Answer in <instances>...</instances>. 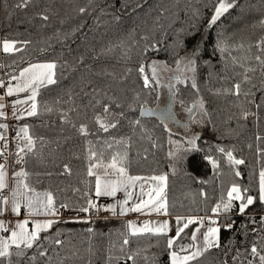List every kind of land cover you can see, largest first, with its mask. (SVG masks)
<instances>
[{
	"label": "trees",
	"instance_id": "16d2710c",
	"mask_svg": "<svg viewBox=\"0 0 264 264\" xmlns=\"http://www.w3.org/2000/svg\"><path fill=\"white\" fill-rule=\"evenodd\" d=\"M0 2V80L33 62L57 63V83L42 88L37 96L39 114L19 120L36 140L35 151L25 156L23 165L16 163L13 152L11 169L13 173L24 168L30 174L28 182L36 191H51L57 206L69 205L59 211L76 215L80 207L87 206L89 198L97 200L95 178L87 175V141L96 144L112 137L130 138V175H168L169 216H214L212 208L222 198L227 199L233 183L258 196L259 172L264 169V108L257 110L247 103L243 92L252 84L257 89L261 86L260 66L253 57L260 54L254 45L264 38V25L260 23L264 20V0H235V7L211 28L208 25L216 0H32L24 9L16 7L19 0ZM42 15L49 19L43 20ZM5 39L27 43H18L22 51L6 54L2 51ZM219 42L227 45L223 54L216 50ZM151 45H156L158 50L153 51ZM197 46L199 94L191 87V78L185 83L174 82L178 91L173 109L181 116L197 99L204 100V110L197 108L194 115L201 117L196 134L200 151L182 152L183 159L177 161L168 156L173 149L168 141H178L187 147L188 139L182 132L174 133L172 123L167 122L169 132L157 117H139V102L133 100L137 93L140 102L147 101L148 108L157 106V92L161 107L167 104L168 97L162 105L160 88L149 94L150 90L143 88L138 68L145 65L150 76L148 66L157 61L176 70V61L190 55ZM233 58L237 63H233ZM241 63L244 68L240 67ZM247 67L256 68L255 73H249L251 83L242 84L239 97L226 94V89L243 80L242 73ZM93 89L101 96L106 93L107 98L118 100L123 109L116 111L123 110L128 117L109 133L97 131V126L90 122ZM253 91L259 98L260 92ZM129 103H135L137 111H129ZM45 106L52 111H46ZM73 108L79 115L71 111ZM245 110L255 112L256 116L242 119ZM61 112H67L77 124L88 122L95 134L81 136L62 120ZM137 118L142 127L129 123V119ZM193 125L191 121L188 131ZM257 135L262 139L258 141ZM218 147L232 151L234 157L245 163L230 165L217 151ZM206 156L216 159L219 168L213 169ZM65 164L71 169L70 175L62 174ZM237 170L241 173L239 177L235 176ZM238 204L234 202L232 212L219 216L221 225H233L230 230L221 227L220 247L206 252L193 264L225 261L248 264L253 244L264 250V204L257 200L244 215L237 214ZM58 221L41 233L42 247L27 250L18 264H169V237L150 233L132 236L124 218ZM195 226L192 224L181 233L174 246L177 250L180 244L192 243L190 237ZM125 239L129 240L127 245L123 243ZM57 240L62 243L57 244ZM41 250L47 255L41 257ZM130 255L135 259L129 260ZM31 256L36 257L35 262L29 259ZM255 264H259L258 259Z\"/></svg>",
	"mask_w": 264,
	"mask_h": 264
},
{
	"label": "snow or ice",
	"instance_id": "6c2138e0",
	"mask_svg": "<svg viewBox=\"0 0 264 264\" xmlns=\"http://www.w3.org/2000/svg\"><path fill=\"white\" fill-rule=\"evenodd\" d=\"M32 0H19L16 7L20 9L27 8ZM235 7V0H216L213 14L209 20V28L215 25L217 21L230 9ZM80 11L83 13L85 10L82 8ZM41 18L45 21L49 19L47 15H42ZM260 23L264 25V20ZM18 43L27 42H16L5 39L2 42V51L6 54L22 51V48L18 47ZM260 54L254 55V60L260 66L262 74L261 86L257 89V85L252 84L251 88L243 92L247 103L253 105L257 110L264 108V38H261L254 45ZM243 47V45H240ZM153 51L158 50L156 45H151ZM216 50L221 54L227 51V45L219 42L216 44ZM147 51V49H146ZM200 55L199 46L192 49L190 55L182 57L176 61V75L169 78V83L161 84L159 72L160 70L167 69L166 64H162L157 61H153L148 67L151 70L149 76L145 72V65L141 64L138 68L143 80V88L149 89L151 94L152 91H156L158 88L168 89V102L165 106L161 107L160 94L157 92L156 101L157 106L155 108H148L147 101L140 102V94L137 93L133 97L134 102H139V117L154 116L157 117L162 124H165L166 131L170 132L167 128V121L169 119L174 120L175 115L172 111L173 104L176 102V91L175 84L185 83L188 77L186 73H191V87L196 89L199 94V89L196 83V71H197V58ZM233 63H237L236 59L233 58ZM241 68H244V64H240ZM57 64L55 62L48 63H34L29 67L24 68L20 71L19 76H12V80L16 81L13 85L11 81L5 85L4 81H0V88L6 87L5 96L12 97L19 93H29L27 99H17L12 105L13 116L19 120L26 114L29 117L36 116L39 114V105L37 102V96L40 94V90L49 85H55ZM131 71V69H129ZM255 67L245 68L243 80L233 84L231 89H226L225 93L235 95L239 97L241 95L242 84L251 83L252 77L249 73H255ZM175 81V84L172 81ZM256 89L260 92V97L257 98ZM87 95V93H86ZM5 96H0V121L7 119V114L4 111L5 104L2 102ZM183 105V101H180ZM90 106L93 109V115L91 123L97 126V131L109 133L112 129H117L122 119H128L123 110L117 112L116 109H123V105L114 98H107V94L101 93L96 89H93L91 99L89 101ZM19 105H27V107L20 108ZM128 110L131 112L137 111L135 103L128 104ZM101 109L96 111V109ZM204 110V100L202 98L197 99L190 107L185 110L189 114V120L195 122L194 109ZM45 110L51 112L50 107L45 106ZM71 111L78 110L73 108ZM207 115V113H204ZM79 115V113H78ZM249 115L256 116L255 112L243 111L241 118L247 120ZM62 120L71 125L72 128L76 129L77 132L84 137L94 135L89 127L88 122H80L77 124L72 121L67 112H61ZM85 121L88 119L87 112L84 113ZM129 123L133 127H142L140 119H129ZM187 129V125H184ZM8 125L0 122V141L3 142L0 147V157H4V161L0 162V217H4L7 213L19 217L22 212H27L28 215L23 220H17L15 224H11L5 219H0V264H18V261L25 257L27 250L33 249L34 246L42 247L40 241L42 239L41 233L47 232L51 229L54 224L58 223V216L60 209H67L69 205L66 203L56 204V199L51 191L38 192L28 182L29 172L21 168L19 171L14 172L13 180L14 187L9 186V174H8V161L6 153L8 150L6 132ZM22 134V135H21ZM21 137L22 143L17 145V151L15 153L16 163L23 165L25 156L28 153L35 151L36 140L29 134L28 127H22L17 133ZM199 139L197 135H193L187 141V147H184L180 142L169 139L168 143L173 146V149L168 152V156L171 159L177 161L183 159L181 153H188L193 151H200L196 145V141ZM259 141L262 139L260 135L256 136ZM87 175L95 178V197L97 200L89 198L87 200L86 207H80L78 211L89 212L94 210L96 213L101 211L110 212L113 215L124 216L128 212L150 214L156 213L163 216L169 215V205L167 199V188H168V175H152L148 177H141L138 175L129 174V151L130 138L125 140L123 138L103 139L98 141L96 144L93 141H87ZM97 144L101 147H97ZM122 146V147H121ZM155 147V144L153 145ZM217 151L223 154L230 165L238 166L245 163L243 159L234 157L232 151H226L223 147H218ZM106 152L108 153L106 155ZM147 157H145L146 159ZM205 159L210 163L213 169L219 168V163L216 159L206 156ZM62 174H71L70 167L65 164L63 166ZM175 174V169H173ZM241 173L235 171V176L239 177ZM204 183V181H201ZM139 185L140 192L134 198V192L132 191ZM147 185V190L145 189ZM5 190L10 192V195H5ZM118 192L124 193V198L113 204L100 205L98 199L100 197H111L115 198ZM249 193L248 188H241L238 184L233 183L230 189L227 191V199H221L219 203L212 208L214 216H220L222 213H230L234 208V202L238 204V215H244L248 208L252 206L257 200L264 204V169L259 172V186L258 196L254 197ZM201 195H205L201 193ZM117 206L119 211L117 212ZM44 216L47 219L38 220L36 217ZM31 224V228L29 225ZM199 224L195 231L191 234L190 245L180 244L178 250L176 247V240L181 237V233L184 232L189 225ZM204 226V218L196 217H176V229L175 237H169L167 239V249L169 264H193L202 257L206 252L213 248L220 247V232L221 227L227 230L232 228L231 223L221 225L217 219H210L209 226L206 231L202 233V240L198 242L197 234L200 233V228ZM127 227L130 229V235H142L150 233L156 236H168L170 225L167 220L158 221L155 223L145 221L142 227H138L135 223H128ZM91 232L92 230L89 229ZM7 234V235H3ZM57 244L62 243L57 240ZM125 245L129 243L128 239L123 242ZM252 259L248 261V264H255L258 259L259 264H264V250L258 249L255 244L250 249ZM39 255L44 257L47 255L46 251H39ZM16 258L14 262L13 258ZM30 260L35 262L36 257H29ZM129 260H134V256H128ZM147 259V257L145 258ZM227 264V261L224 262Z\"/></svg>",
	"mask_w": 264,
	"mask_h": 264
},
{
	"label": "rangeland",
	"instance_id": "374dc122",
	"mask_svg": "<svg viewBox=\"0 0 264 264\" xmlns=\"http://www.w3.org/2000/svg\"><path fill=\"white\" fill-rule=\"evenodd\" d=\"M0 13H1V2H0ZM48 62H52V61H37V62H33L31 64H34V63H48ZM31 64L27 65L26 67H29ZM26 67H24V68H26ZM24 68L20 69L17 73H13V74H10V75L19 76L20 71L23 70ZM175 74H177L176 70L169 69L168 67H167V69H163L162 68L160 70V72H159V77H160L161 84L169 83V78L173 77ZM191 75L192 74L190 72L186 73V76L188 78H191ZM0 81H4L5 85H7V83L9 82L8 80H5V78H2ZM174 82L175 81L173 80L172 83H174ZM12 83H13V85L15 84L14 82H12ZM160 90L162 92V98H161L162 99V105H164L166 103V101H167L168 89L161 87ZM5 93H6V87L5 88H0V96H5ZM28 95H29V93L23 92V93H19L17 95H14L12 97L5 96L4 101H2L6 105L4 111L7 114V119L6 120H2L1 122L6 123L8 125V129H7V132H6L7 143H8V150H7V153H6V158H7V161H8V174H9V186H10V188L15 186L14 185V180H13L14 172L11 173V159H12L11 158V149H12V151H14V153L18 150L17 149V145L21 144L22 140H21V137H19L17 135V133H19V131H20V129L22 127H25L24 125L19 123V120H21V119L17 120V119L14 118L12 105L15 103V101L17 99H20V100L27 99ZM18 107L23 108V107H27V105H19ZM186 114H187V112L184 113V114H181V116L178 115L177 117L180 118L181 120H184L185 117L188 115V114L187 115ZM195 114H196V112H195ZM28 117L29 116H27L25 114L22 119L28 118ZM200 120H201L200 115L195 116V122H193V124H194L193 125L194 126L193 129H191L190 131H188L189 127L187 129V131L189 133L187 131L186 132H182L181 129L175 128V127L172 129V131L174 133H179V132L181 133L182 132V134L185 135L186 139H189L193 135H196L197 132L199 131V127L200 126L198 125V122ZM0 131H3V130H0ZM2 145H3V142L0 141V147H2ZM3 161H4V157H0V162H3ZM20 169L21 168H17L15 170V172L19 171ZM145 189L147 190V185H145ZM132 191L134 192V198H135V196L138 195L139 192H140L139 185H137V187L135 189H133ZM8 193L10 195V192H8ZM107 198L110 200L109 204H113V203H116L119 200H122L124 198V193L123 192H118L115 198H111V197H107ZM118 211H119V207L117 206V212ZM65 213L69 214L68 212H65ZM151 214H154V213L140 214V213L128 212L124 216H119V215H113L110 212L101 211L99 213H96L94 211V214L92 215V217L89 218L87 213L78 211L75 216H76V218H85V220H93V219H97V218H108V217H112V218L121 217V218L126 219L129 222L135 223L138 227H142L145 221L152 222V223L160 221V220H156V221L153 220V219H155V217H154L155 215H151ZM26 216L27 215H24V213L22 212L21 216L16 217V216L12 215L9 212L4 217H0V219H5L6 221H9L11 224H15V222L17 220H23ZM158 219H160V218H158ZM29 228H31V224L29 225ZM3 235H7V234H3Z\"/></svg>",
	"mask_w": 264,
	"mask_h": 264
},
{
	"label": "crops",
	"instance_id": "0c3cea01",
	"mask_svg": "<svg viewBox=\"0 0 264 264\" xmlns=\"http://www.w3.org/2000/svg\"><path fill=\"white\" fill-rule=\"evenodd\" d=\"M14 151H12L11 149V156L13 154ZM16 153V152H15ZM12 158V157H11ZM11 173H12V169H11ZM151 215H155V219L153 220H160V221H163V220H167L169 222V225H170V230L168 232V237H175V229H176V217L177 216H163V215H159V214H151ZM181 217H196V218H204V226L200 228V233L197 234L198 236V242L200 240H202V233H204L207 229V227L209 226V220L210 219H217L218 222H219V216H206V217H202V216H181ZM160 218V219H158ZM35 219H38V220H44V219H47L46 217L44 216H39V217H36ZM58 220H66V219H76V216L75 215H69V214H66L65 211H59V216L57 218ZM128 223H130L128 221ZM195 229L197 227H200L199 224H195ZM190 226V225H189ZM194 229V231H195ZM193 231V232H194Z\"/></svg>",
	"mask_w": 264,
	"mask_h": 264
},
{
	"label": "water",
	"instance_id": "95a60500",
	"mask_svg": "<svg viewBox=\"0 0 264 264\" xmlns=\"http://www.w3.org/2000/svg\"><path fill=\"white\" fill-rule=\"evenodd\" d=\"M175 75H176V74H175ZM175 75H174V76H175ZM174 76H173V77H174ZM172 111H173V113H174V115H175V119H174V120L169 119L167 122H168V123H172L176 128L181 129L182 132H186L187 129H188V127L190 126V122H191V121L189 120V114L185 117L184 120H181L180 118L177 117V115H176V113H175L173 107H172ZM195 112H196V109H194V115H195ZM150 117H154V116H150ZM184 125H187V129H185Z\"/></svg>",
	"mask_w": 264,
	"mask_h": 264
},
{
	"label": "built area",
	"instance_id": "2783aa9c",
	"mask_svg": "<svg viewBox=\"0 0 264 264\" xmlns=\"http://www.w3.org/2000/svg\"><path fill=\"white\" fill-rule=\"evenodd\" d=\"M11 78H12V75H8V76L5 77V80H8V81H11V82L16 83V81L12 80ZM4 194L5 195H9V193H8L7 190H5V193ZM98 203L100 205H108L110 203V200L107 197H100L98 199ZM23 213H24V215H28L27 212H23ZM93 214H94V211L93 210H90L89 212H87V215H88L89 218H91Z\"/></svg>",
	"mask_w": 264,
	"mask_h": 264
},
{
	"label": "flooded vegetation",
	"instance_id": "af4514ba",
	"mask_svg": "<svg viewBox=\"0 0 264 264\" xmlns=\"http://www.w3.org/2000/svg\"><path fill=\"white\" fill-rule=\"evenodd\" d=\"M176 113V115H178V113L177 112H175Z\"/></svg>",
	"mask_w": 264,
	"mask_h": 264
}]
</instances>
